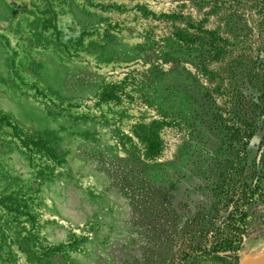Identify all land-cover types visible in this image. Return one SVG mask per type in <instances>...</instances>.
<instances>
[{
	"label": "rangeland",
	"instance_id": "1",
	"mask_svg": "<svg viewBox=\"0 0 264 264\" xmlns=\"http://www.w3.org/2000/svg\"><path fill=\"white\" fill-rule=\"evenodd\" d=\"M212 9L227 11L222 0H0V264H158L107 163L158 118L160 97L168 163L151 175L185 212L223 196L228 175L264 184V78L252 70L264 2L204 69L179 35ZM170 33L175 71L157 79L149 41ZM262 244L244 239L236 264Z\"/></svg>",
	"mask_w": 264,
	"mask_h": 264
},
{
	"label": "trees",
	"instance_id": "2",
	"mask_svg": "<svg viewBox=\"0 0 264 264\" xmlns=\"http://www.w3.org/2000/svg\"><path fill=\"white\" fill-rule=\"evenodd\" d=\"M222 4L226 5L227 11L219 13L212 9L204 20L191 25L192 34L181 31L179 35L182 43L194 44V51L205 55L204 69L224 54L222 46L234 38V25L243 22L241 26L245 29L251 27L244 14L253 10L254 0H222ZM211 16H216L218 23L213 29H205L203 25ZM255 30L264 35V19ZM174 37L170 33L157 41H149L150 45H155L156 61H146L149 66L146 73L155 72L157 79L170 78L175 71ZM253 52L255 65L252 70L258 81V77L264 78V39ZM261 85L264 95V81ZM167 98L156 100L157 119L133 126L132 135L137 144L128 139L124 156H117L114 162L107 163L108 175L126 199L134 228L142 233L145 248L148 247L158 264H172L174 260L177 264H236L244 239L264 240V184L261 185L256 173L251 177L242 171L228 175L233 187L226 193L223 190V196L214 194L212 201H200L194 206L193 215L189 210L185 212L151 175L168 163L160 161L164 145L160 131L169 121L168 109L164 106ZM246 161L243 159L241 163L244 165ZM253 164L258 167V163Z\"/></svg>",
	"mask_w": 264,
	"mask_h": 264
},
{
	"label": "bare ground",
	"instance_id": "3",
	"mask_svg": "<svg viewBox=\"0 0 264 264\" xmlns=\"http://www.w3.org/2000/svg\"><path fill=\"white\" fill-rule=\"evenodd\" d=\"M247 253L253 254L256 259L254 260H264V244L262 245H252L249 246L247 249ZM252 261L251 259L245 260L242 263L246 264L248 262Z\"/></svg>",
	"mask_w": 264,
	"mask_h": 264
},
{
	"label": "water",
	"instance_id": "4",
	"mask_svg": "<svg viewBox=\"0 0 264 264\" xmlns=\"http://www.w3.org/2000/svg\"><path fill=\"white\" fill-rule=\"evenodd\" d=\"M243 264V263H240ZM246 264H264V260H252Z\"/></svg>",
	"mask_w": 264,
	"mask_h": 264
}]
</instances>
